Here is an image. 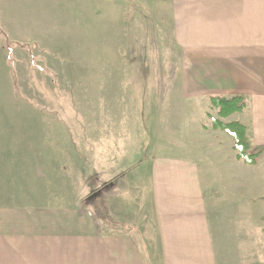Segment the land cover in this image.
Wrapping results in <instances>:
<instances>
[{
    "label": "rangeland",
    "instance_id": "obj_1",
    "mask_svg": "<svg viewBox=\"0 0 264 264\" xmlns=\"http://www.w3.org/2000/svg\"><path fill=\"white\" fill-rule=\"evenodd\" d=\"M123 1L0 0V212L9 226L20 210L28 234L20 246L39 249L41 264L48 226L86 221L105 236L135 228L147 210L144 192L130 187L144 182L141 165L176 157L187 133L203 135L204 154L213 135L234 151L230 136L212 130L211 106L197 125L171 106L183 62L166 6ZM246 128L261 152L260 183L256 169L246 185L222 179L212 191L213 230L229 264H264V138L258 145L256 126ZM77 232L70 247L81 242ZM27 257L34 261L33 252Z\"/></svg>",
    "mask_w": 264,
    "mask_h": 264
},
{
    "label": "crops",
    "instance_id": "obj_2",
    "mask_svg": "<svg viewBox=\"0 0 264 264\" xmlns=\"http://www.w3.org/2000/svg\"><path fill=\"white\" fill-rule=\"evenodd\" d=\"M115 1L124 3L123 0H101L104 4ZM161 4L168 9L173 41L183 62V73L177 74V86L169 91L176 98V101L171 98V106L174 108L175 104L183 111V123H201L202 118L196 115L211 106V97H242L244 111L223 122L256 126L257 144L261 145L264 138L260 130L264 128V0H161ZM186 135L183 150L176 157L154 155L141 165L145 172L144 182H139L141 186L131 184L135 191L144 192L147 209L146 213L137 214L135 232H131L135 229L132 225L118 231L120 234L105 236L96 225L86 221L84 227L71 230L48 226V264H229L223 258L225 242L213 230L217 215L212 213V191L222 189L219 184L222 179L231 181V185H246L249 170L256 169L258 164L242 165L233 157L232 145L227 150L217 143L220 136H212L213 142L206 146L209 152L204 154L203 135L195 136L191 132ZM141 170L138 174L142 175ZM257 174L259 185L258 171ZM115 187L120 190L121 183H114ZM3 211L0 212L1 221L4 218L0 226V264H41L39 249L20 246L28 235L20 210L13 215L18 224L9 226L10 215ZM74 231L82 234L81 242L70 247ZM32 252L34 261L27 257Z\"/></svg>",
    "mask_w": 264,
    "mask_h": 264
},
{
    "label": "trees",
    "instance_id": "obj_3",
    "mask_svg": "<svg viewBox=\"0 0 264 264\" xmlns=\"http://www.w3.org/2000/svg\"><path fill=\"white\" fill-rule=\"evenodd\" d=\"M210 102L212 109L216 111V116L210 117L213 130L230 135L234 142L237 159L247 165L256 166L261 152L253 149L247 128L240 122H223L224 119L244 111L246 107L244 99L242 97H211Z\"/></svg>",
    "mask_w": 264,
    "mask_h": 264
}]
</instances>
